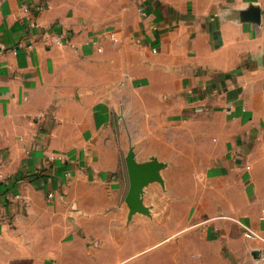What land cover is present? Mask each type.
Masks as SVG:
<instances>
[{
  "label": "crops",
  "instance_id": "crops-1",
  "mask_svg": "<svg viewBox=\"0 0 264 264\" xmlns=\"http://www.w3.org/2000/svg\"><path fill=\"white\" fill-rule=\"evenodd\" d=\"M131 144L165 163L137 232ZM137 262L264 264V0H0V264Z\"/></svg>",
  "mask_w": 264,
  "mask_h": 264
},
{
  "label": "water",
  "instance_id": "water-1",
  "mask_svg": "<svg viewBox=\"0 0 264 264\" xmlns=\"http://www.w3.org/2000/svg\"><path fill=\"white\" fill-rule=\"evenodd\" d=\"M254 14L256 15V19L260 17L259 12H255ZM124 157L127 182L123 196V208L127 210L126 216H128L129 220L131 219L129 221L130 226L128 225V227L133 228L135 218H139L136 217L137 213L144 215V221L152 217L153 208L146 205L144 200L147 192L146 189L152 183L164 184L161 171L165 167V163L160 161L156 155L148 156L145 161H138L133 144L129 146Z\"/></svg>",
  "mask_w": 264,
  "mask_h": 264
},
{
  "label": "rangeland",
  "instance_id": "rangeland-1",
  "mask_svg": "<svg viewBox=\"0 0 264 264\" xmlns=\"http://www.w3.org/2000/svg\"><path fill=\"white\" fill-rule=\"evenodd\" d=\"M156 138L159 139L158 137H156ZM150 145L152 146V143L150 144V141H149V148H150ZM117 174H118L117 175L118 178L122 181V184H123L121 189H120V191H119L121 193V195H122L123 191H124V187L126 186V182H127L126 181L127 180V173H126V168H125L124 164L121 165V168H120V170L118 171ZM177 178H182V176H178ZM181 188L184 191V194H187V193L189 194L194 189V187H191V186L190 187H185L184 186V187H181ZM177 189H178V187H177ZM88 190L92 192L91 194L95 195V197H98V198H100V196L104 194V191H102L101 188H98L96 186H89ZM201 192H203V191H201ZM120 199L123 200V196ZM88 205H89V207L92 206L91 203H88ZM97 206H99V205H97ZM177 211L179 212L178 214L180 216H183L184 214L187 213L186 208L183 209V205L181 203L179 204ZM102 216H97L95 218H89L86 221L88 229L92 230V232L87 234V235L82 234V236H84L83 238H84L85 242L88 243L89 254H93V253H91V250L94 249L95 247H97L98 244L100 243L99 236L100 237L103 236V235H98L96 232L99 231L101 229V227L111 226L112 224H115V221L113 222L110 217H107L105 214H103ZM136 217H139L138 219L135 218L136 226H135V228L131 227L133 230L136 229L135 232L140 231V228L143 227V226H140V225H143L145 223L144 222V219H145L144 215L137 213ZM130 220H129L128 216H126L123 225H125V227H128ZM138 226H140V227H138ZM77 229H78V227H76V230ZM104 236L111 237V235H104ZM120 237H121V241H122V242H120L121 243L120 248H122L123 246H127L129 244V242L127 243V241L123 240V234H121ZM128 237L130 238L131 236H128ZM141 238H142L141 236H139L138 238L137 237L134 238L135 239L134 245L136 246V249L131 251V252H128V254L129 253L130 254L127 257H130V258L135 257V259H140V261H143L142 259L145 256L146 249L143 248V243L141 242ZM109 247H111V246H108V248ZM157 251L158 250H156V252ZM93 252L95 253L96 251H93ZM109 252L110 251H108L107 249L104 250V256L106 257ZM126 255H127V253L123 254L122 257H124ZM148 257H149V255H148ZM152 259H154L153 256H152ZM137 264H142V262H137Z\"/></svg>",
  "mask_w": 264,
  "mask_h": 264
},
{
  "label": "built area",
  "instance_id": "built-area-1",
  "mask_svg": "<svg viewBox=\"0 0 264 264\" xmlns=\"http://www.w3.org/2000/svg\"><path fill=\"white\" fill-rule=\"evenodd\" d=\"M100 51H101V49H99ZM155 52L157 51L156 49L154 50ZM48 197L49 198H51V197H53V193H51V192H49L48 193ZM245 235L247 236V237H249V238H257V237H259L258 235H257V233L255 232V231H253L251 228H249V227H245Z\"/></svg>",
  "mask_w": 264,
  "mask_h": 264
}]
</instances>
